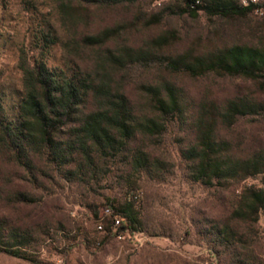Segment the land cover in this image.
Segmentation results:
<instances>
[{
    "label": "trees",
    "instance_id": "16d2710c",
    "mask_svg": "<svg viewBox=\"0 0 264 264\" xmlns=\"http://www.w3.org/2000/svg\"><path fill=\"white\" fill-rule=\"evenodd\" d=\"M48 1L57 5L67 38L60 42L46 22L35 33L36 47L40 55L61 43L64 65L23 57L21 89L10 97L0 92V178H5L6 160L34 182L49 184L56 178L86 190L116 172L124 193L94 213L96 229L104 234L102 242L118 232L144 233L141 181L162 182L170 173L171 163L154 149L174 128L177 135L171 141L189 181L227 194L218 216L199 213L200 236L219 264H264V17L259 45L211 40L174 54L169 48L177 38L171 33L138 44L126 37L143 27L157 28L166 12L235 21L249 17L251 10L239 0H175L162 15L133 14L128 22L92 30L97 11L132 1ZM83 54L90 55L91 63L78 61ZM137 72L148 77L135 83L139 100L134 101L127 86ZM180 76L242 79L255 91L223 98L193 95L176 80ZM249 180L259 183L247 184ZM39 187L47 189L42 182ZM15 199L29 201L20 192ZM49 233L0 218V253L40 263L31 250L38 247L37 235Z\"/></svg>",
    "mask_w": 264,
    "mask_h": 264
},
{
    "label": "rangeland",
    "instance_id": "374dc122",
    "mask_svg": "<svg viewBox=\"0 0 264 264\" xmlns=\"http://www.w3.org/2000/svg\"><path fill=\"white\" fill-rule=\"evenodd\" d=\"M116 9L97 11L92 30L125 23L135 16L149 17L166 12L175 0H131ZM262 17L251 14L243 20L208 18L201 13L193 20L187 15H162L157 27H143L132 35H124L132 43H141L160 33H171L177 41L170 52L183 53L194 43L215 40L225 43L259 45L262 39ZM46 22L57 30L60 42H65L67 29L57 5L48 0H0V92L9 96L21 89L20 60L30 62L41 58L48 66H63L64 52L59 43L48 52L39 50L34 36ZM90 28V27H89ZM88 28V29H89ZM81 55L80 62H89ZM154 74V73H153ZM147 74L137 72L128 77L127 92L134 101L139 100L135 83ZM191 94L210 93L218 97L252 93L250 81L236 78L208 76L190 79L176 78ZM9 97H6L8 99ZM7 112L10 111L7 109ZM177 130L169 128L155 155L171 163V171L162 182L144 177L139 191V208L145 232L117 233L102 242L104 236L96 229L94 213L106 204L107 199L121 196L116 184V172L93 190L65 184L54 178L46 184L47 191L39 187L13 162L3 163L5 178H0V218L37 233L49 231V236L37 235L38 247L31 253L37 264H219L210 247L199 234V213L214 218L222 213L227 194L208 190L189 181L176 145L171 141ZM249 180L247 184H258ZM17 192L24 193L29 201L15 199ZM222 198V199H221ZM100 212V211H99ZM264 238V218L260 221ZM0 264H36L0 253ZM223 264V263H220Z\"/></svg>",
    "mask_w": 264,
    "mask_h": 264
},
{
    "label": "built area",
    "instance_id": "2783aa9c",
    "mask_svg": "<svg viewBox=\"0 0 264 264\" xmlns=\"http://www.w3.org/2000/svg\"><path fill=\"white\" fill-rule=\"evenodd\" d=\"M239 4L243 8H248L251 13L264 17V0H239Z\"/></svg>",
    "mask_w": 264,
    "mask_h": 264
}]
</instances>
